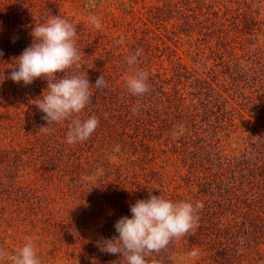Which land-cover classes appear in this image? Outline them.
I'll return each instance as SVG.
<instances>
[{
  "label": "rangeland",
  "instance_id": "374dc122",
  "mask_svg": "<svg viewBox=\"0 0 264 264\" xmlns=\"http://www.w3.org/2000/svg\"><path fill=\"white\" fill-rule=\"evenodd\" d=\"M88 3L0 0V249L11 256L31 240L41 264H126L120 254L103 251V243L118 237L114 223L123 216L131 218L130 206L137 200L148 199L150 193L172 202L182 195L191 197L200 191L192 184L196 175L207 169L221 174L234 156V165L242 160L236 161L238 152L247 148L252 164L264 166V0H96L92 8ZM55 15L70 21L78 36L86 35L90 43L77 41L82 69H68L65 74L86 71L92 97L78 118L95 115L99 126L89 139L72 145L66 142L69 121L49 125L50 133L41 129L47 122L36 104L47 94L46 79L25 86L7 78L18 64L16 58L33 42L34 26ZM91 15L99 17L101 29L89 21ZM210 24L211 35L206 37L204 27ZM121 37L122 42L116 43ZM95 38L98 44H92ZM115 45L126 58L142 49L133 68L126 58L123 63L109 61L107 49ZM89 46L94 49L87 51L88 56ZM134 70L149 73L145 95L151 102L129 94L125 76ZM96 74L105 80L116 77L107 84L115 101L106 100L107 87L95 86ZM129 96L140 99L133 106L138 107L136 114L132 107L130 113L124 110L122 102ZM174 96L188 112L183 122L172 114L171 131L161 135L154 116L170 106L175 110ZM205 102L217 114L198 123L205 135L197 144L193 138L188 141L193 117L187 116ZM231 108L237 111L232 120L226 115V120L217 121L216 117L232 114ZM205 111L198 107L200 114ZM136 131L138 152H127L130 144L125 142ZM146 158L148 165L142 163ZM231 165L228 177L238 173ZM89 176L94 180L88 182ZM147 176L153 180H143ZM219 184L208 191L220 206V200L227 202L232 193L240 196L250 190L244 186L233 192ZM202 221L199 216V223L186 236L154 254L160 264H179V258L194 249L198 256L184 264H217L214 255L205 251L208 240L206 235L201 237ZM256 251L243 250L240 258H225L222 264H264V246ZM0 264H9L8 258Z\"/></svg>",
  "mask_w": 264,
  "mask_h": 264
},
{
  "label": "clouds",
  "instance_id": "9594fccd",
  "mask_svg": "<svg viewBox=\"0 0 264 264\" xmlns=\"http://www.w3.org/2000/svg\"><path fill=\"white\" fill-rule=\"evenodd\" d=\"M96 6V0H89L88 7ZM89 21L96 29L102 25L99 17L91 15ZM33 42L26 47L16 60L18 64L13 67L7 77L14 83L28 86L38 78L47 80V94L39 100L36 106L44 114L41 118L47 122L42 127L46 133L52 129L48 126L53 123L69 121L66 142L69 145L89 139L99 126L98 118L93 115L87 119L78 118L85 107L91 102L92 93L86 71L82 74L68 76V69H82L80 63L82 56L78 51L76 27L67 19L55 15L45 23L34 26L31 32ZM120 41L116 43H121ZM142 49L126 58L130 68H133L141 55ZM3 52L0 51V56ZM92 68V67H89ZM57 73H64L63 78H57ZM149 73L144 70H134L125 76L129 93L142 97L149 92ZM97 88L107 86L101 75L95 82ZM45 92V91H44ZM138 107H133L136 114ZM77 115V118H73ZM115 151L119 152L117 146ZM94 180L93 176L87 181ZM202 201L172 202L163 197L149 194L148 199L137 200L130 206L131 218L123 216L114 223L118 237L106 239L103 251L111 255L120 254L126 264H160L154 254L166 249L173 240L186 236L199 223V210H202ZM197 250L190 251L186 257L179 258V264H184L186 259H195ZM8 258L9 264H41L37 248L33 241L23 245L14 255L0 249V262Z\"/></svg>",
  "mask_w": 264,
  "mask_h": 264
},
{
  "label": "trees",
  "instance_id": "16d2710c",
  "mask_svg": "<svg viewBox=\"0 0 264 264\" xmlns=\"http://www.w3.org/2000/svg\"><path fill=\"white\" fill-rule=\"evenodd\" d=\"M200 23V21H199ZM211 24L207 25L206 27H204V30H206V32L204 33V36L209 37L210 34V30H211ZM179 28H181V30L184 29V27L180 26ZM180 30V29H179ZM202 32V29L201 31ZM185 34L188 35V32H186ZM203 36V34H202ZM144 43H146V40L144 38H142ZM85 40V41H84ZM77 41L81 42V43H89V40L86 39V35L83 36H77ZM92 44H98L97 43V39L95 38L92 42ZM152 44V43H151ZM147 45V44H146ZM117 45H115V48L113 49V47L111 49H107V55L109 58V61H111V63L115 62V60L120 61V63H123L125 61V54L123 51L118 52L117 49ZM94 48L89 46L87 49H85V53L86 55L89 56V54L87 53L88 50H93ZM105 48H103L101 51H104ZM111 50V52L113 51L114 53H118V55L114 54L112 52V54L109 52ZM123 61V62H122ZM117 64V63H116ZM116 67V66H115ZM119 68V67H116ZM105 72V71H103ZM212 72H210L211 74ZM99 74V73H98ZM96 77H100L99 75L96 74ZM116 78V77H114ZM114 78H107L106 82L107 84L112 83L115 81ZM47 83V80H46ZM110 86V85H109ZM154 86H157V83L154 84ZM107 87L106 91H110L112 88ZM130 94V93H129ZM197 94V93H195ZM194 94V95H195ZM142 99V102H146L145 100H148L149 102L152 101L151 97H149L148 95H144L142 97H140ZM212 98V96L210 97ZM116 96L114 94V92L110 91L108 96L106 97L107 101L113 100L115 101ZM97 100V99H95ZM105 100V101H106ZM140 100V99H139ZM136 98H133L131 96L126 97L122 103H124V108L126 107L127 113H130L129 109L130 107L133 108L134 103L139 101ZM169 100V99H168ZM181 99L178 96H174V101L176 102V108L175 110L170 109L169 107L166 108L165 112H163V114H160V111L158 112V115L155 114L154 118L157 119V128L156 131L159 132L161 135H168L167 132L171 131V126L173 125L172 122H168V118L172 116V114L178 118V121H182L183 122V118L184 116L187 114L188 112V108H181ZM98 102V101H97ZM141 102V103H142ZM217 108L218 106H220V104L218 103V101H216V99H213L211 101ZM128 103H131L132 106L127 105ZM147 103V102H146ZM143 104V103H142ZM208 105H210V108H207L206 102L205 104H199L198 107H202L205 108V113L202 115L198 112V107H194V109H192V113L190 115L187 116L188 117H193L192 120V126L191 129L189 131L190 134V140H192L197 144H199V142H202V136L205 135V130L202 129V125H198V123H202V122H207L208 119L210 118V115H216L217 111H213L214 106L211 105L210 103H207ZM144 105V104H143ZM102 105H99L98 108L96 110H94L93 112H95V114H97V110L101 107ZM87 107V106H86ZM232 109V108H231ZM171 110V112H170ZM187 110V112H186ZM92 112V113H93ZM220 111H218L219 113ZM236 110L232 109V114L231 113H225L223 114V118H217V121L219 120H226V115H229L231 120L233 117V113L236 114ZM222 114V113H221ZM203 119H201V121H198V117H201ZM212 120V119H211ZM188 121V120H187ZM154 124V122H153ZM208 125V124H207ZM155 128V125H152ZM217 128V127H216ZM243 128L245 129V131H247V128L243 126ZM128 135V134H127ZM171 136V134H169V137ZM138 131H136L135 133H131L130 137H128L129 139L127 141L129 142H125V144H130L129 147H127V152L130 149H134L135 152H138ZM153 138H156V133L153 132ZM187 139V137H181L180 139ZM143 145L147 144V142L145 141V139L141 140ZM204 142V141H203ZM210 147V146H209ZM199 151L201 152L203 150V148H198ZM123 149L121 148V151ZM150 150V147L148 148L147 151ZM175 150L177 152L178 149L175 148ZM251 149H248L246 151H240L241 153L238 152V157L236 158V161H238L239 159L242 158V160H240L236 165H234V161H235V156L234 159L231 160V163H233V171L236 172V169L238 170V173H234L231 174L228 177V173L230 172L232 165L230 163L229 169H228V164L224 165L222 170H221V174L217 173L213 174L208 171L209 169H207V173H202L196 175L195 177V181H193L196 187H198L200 189V191L196 194L192 193L190 194L191 197H186L184 195L179 196V200L180 201H185V202H190V203H195L196 201H202L204 204V207L202 210H199L198 212V216H200L203 219V223L202 226L204 228V233L202 232L201 237H204L206 235L205 238H207L208 240V244L207 247L205 249V251L211 253L212 255H214V261H216L217 264H222L226 259H231V258H235V257H239L241 256L242 251H249L252 249H257L256 252H259L261 250V248H263L264 246V166H259L257 164H252L251 159H249V155L251 153V151H249ZM131 151V150H130ZM165 152V151H162ZM154 153V152H153ZM210 153H214V146H211V152ZM213 155V154H212ZM154 161V160H153ZM152 161V162H153ZM150 162L149 158H146L142 161V163H144V165H148V163ZM201 166L199 165L198 168H200ZM237 175V176H236ZM153 177H144L143 180L146 181H151ZM234 179V180H233ZM142 180V181H143ZM137 183H134V186H137L136 188L138 189V182L140 181H136ZM216 183V184H215ZM220 183V184H219ZM220 185L221 187L223 186L225 189H232L234 190L233 192H235V189H242L244 188V186L246 187H250V190L247 191V193H244V195L240 196L242 197L241 199H239L240 196H236V193H232V197L230 199H225L227 202H224V200H220L222 202L221 206L220 204H218V200H215L213 194L211 195V193H209V189H214L215 186ZM253 190V191H251ZM249 192V193H248ZM239 194V193H238ZM238 197V198H235ZM235 199L237 201V204H234V201H232L233 199ZM175 200V198H174ZM217 209L219 211H217ZM228 214V217L226 218H220L225 217V215ZM221 220H225L227 221H221ZM194 236V235H193ZM195 237V236H194ZM196 238V237H195ZM197 240V239H195ZM263 256V255H262Z\"/></svg>",
  "mask_w": 264,
  "mask_h": 264
}]
</instances>
